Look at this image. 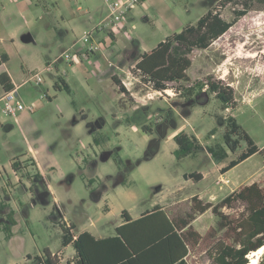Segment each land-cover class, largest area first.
I'll use <instances>...</instances> for the list:
<instances>
[{
    "label": "rangeland",
    "instance_id": "rangeland-1",
    "mask_svg": "<svg viewBox=\"0 0 264 264\" xmlns=\"http://www.w3.org/2000/svg\"><path fill=\"white\" fill-rule=\"evenodd\" d=\"M145 1L127 14L128 37L118 32L116 42L70 63L63 53L74 52L73 44L102 19L105 0H0V47L8 54L0 72L7 69L16 83L25 80L16 98L24 106L35 105L33 111L0 117V199L17 213L9 238L0 229V264H28L27 254L63 249V221L74 224L76 233L113 235L122 210L136 218L160 205L170 217L185 216L193 195L216 204L243 185L264 183V156L258 152L222 172L245 148L243 142L216 162L204 148L177 158L172 139L183 130L205 147L224 146V120L233 115L256 145L264 146V11L258 9L264 5L255 2L207 48L189 55L188 81L181 85L210 78L231 86L235 104L222 110L211 93L191 100L173 89L156 93L130 71L139 49H151L194 24L219 0ZM235 7L241 5L229 3L219 11L231 20ZM111 65L120 77L130 76L136 97L120 93L105 72ZM37 71L40 84L31 77ZM58 77L67 81L68 91L54 89ZM29 146L42 180L27 178L26 172L35 171L30 163L17 177L11 169L12 159L28 153ZM190 172L203 177L185 178ZM220 210L234 219L244 206L235 202ZM218 222L211 209L196 215L191 224L198 242L189 246L186 264H213L208 255L213 245L233 243L231 231ZM72 250L69 246L58 254L61 264H67ZM257 264H264V252Z\"/></svg>",
    "mask_w": 264,
    "mask_h": 264
},
{
    "label": "trees",
    "instance_id": "trees-1",
    "mask_svg": "<svg viewBox=\"0 0 264 264\" xmlns=\"http://www.w3.org/2000/svg\"><path fill=\"white\" fill-rule=\"evenodd\" d=\"M264 5V0H219L218 4L197 19L194 24L185 25L180 31L167 35L153 48L141 52L136 58L131 70L140 80L150 85L155 91L165 92L173 89L187 100L200 98L204 94H213L220 101L222 110L235 104L233 88L222 84L218 80H197L189 85H181L188 81L187 69L191 66L190 53L193 49H205L214 40L223 35L241 16L252 8L254 3ZM241 5L233 8V18L226 20L219 9L227 4ZM262 9L263 8H258ZM248 55H255L250 53ZM7 60V54H0V62ZM264 72V71H262ZM112 81L121 93L130 97V93L122 81L112 76ZM178 83L174 87L170 84ZM0 84L4 90L12 89L7 72H0ZM53 87L56 91L69 90L67 82L58 77ZM223 131L224 146L205 147L192 133L177 132L173 137L176 148L173 154L177 158L190 155L198 149L204 148L212 155L216 162H222L228 151L235 153L241 142L245 148L236 158L223 166L222 172L229 170L252 154L258 152L264 156V146L259 148L246 130L237 122L233 115L225 117ZM144 129L148 128L144 126ZM213 134V132H209ZM12 159L10 165L15 173H21L30 163L34 167L33 175L26 172L29 180L43 179L36 169L34 159L25 157ZM22 157V158H21ZM27 171V170H25ZM22 175V174H20ZM185 178L200 180V172H190ZM190 211L185 216L170 217L165 209L156 205L147 209L140 216L132 218L126 210H122L123 222L115 227V233L106 237H97L92 232L84 230L75 234L74 224L65 221L60 223L62 231V246L71 244L74 254L67 260L72 264H186L189 246L197 244L199 234L193 229L191 222L197 214L211 209L219 219V225L233 234V243L216 242L209 250L213 264H247V255L264 244V183L246 184L225 195L218 203L202 201L198 195L191 196ZM235 202H241L244 212L241 216L230 219L221 212V207H232ZM2 213V214H1ZM0 215L4 222L0 229L5 237L11 236V227L15 225L14 210L0 199ZM26 257L28 264H61V257L45 247L39 254Z\"/></svg>",
    "mask_w": 264,
    "mask_h": 264
},
{
    "label": "built area",
    "instance_id": "built-area-1",
    "mask_svg": "<svg viewBox=\"0 0 264 264\" xmlns=\"http://www.w3.org/2000/svg\"><path fill=\"white\" fill-rule=\"evenodd\" d=\"M144 0H105L107 4L106 15L99 20L90 30L77 40L73 45L74 52L66 53L64 56L70 63H80L82 59H89L91 54L105 49L108 43L112 42V33L122 32L128 37L127 32V14L137 4H141ZM80 8V7H78ZM105 33L104 38H97L98 33ZM106 42V43H105ZM96 65V64H95ZM97 66V65H96ZM51 66L47 65L46 69ZM36 84L42 82L40 71L34 72L31 75ZM26 81L23 80L22 83ZM18 87L5 90L0 95V117L1 116H16L19 111H33L35 105L24 106L17 98L16 92ZM161 93L160 91H158ZM166 92V90H165ZM40 97H44L41 95Z\"/></svg>",
    "mask_w": 264,
    "mask_h": 264
},
{
    "label": "crops",
    "instance_id": "crops-1",
    "mask_svg": "<svg viewBox=\"0 0 264 264\" xmlns=\"http://www.w3.org/2000/svg\"><path fill=\"white\" fill-rule=\"evenodd\" d=\"M145 0L141 3V5H145ZM106 12H107V9H106ZM106 12L105 13H103L102 14V16L100 17V19L101 18H103L105 15H106ZM130 18H128L127 17V22H129L130 20H129ZM97 23V22H96ZM96 23H94V24H96ZM94 24L92 25V26H94ZM92 26L90 27V28H92ZM87 30H90V29H87ZM116 33H118V32H114V33H112V43H114V42H116ZM121 33V32H120ZM105 33H98L97 34V38H104L105 37ZM167 36V35H166ZM165 36V37H166ZM0 42H1V39H0ZM74 45V44H73ZM140 51H139V53H137L136 55H135V61H134V63L132 64V65H130V67H132L134 64H135V62H136V58L138 57V55L141 53V52H143V51H148V50H150V49H145V50H142V49H139ZM2 52H5L6 54H7V52H6V50L3 48V47H0V54L2 53ZM96 54V53H95ZM95 54H91V55H95ZM90 55V56H91ZM90 58V57H89ZM7 59H8V54H7ZM5 62V61H4ZM4 62H0V64L2 63V66H4ZM129 67V68H130ZM114 68H115V66L114 65H111L110 67H109V69L108 70H106L105 72H106V75L107 76H109L110 78H112V76H116L117 78H119L121 81H122V83L126 86V88H127V90L128 91H130V93H131V95H132V97H136L135 96V93H133L132 91H131V88H130V86H129V84L131 83H133L132 82V80L130 79V76H126V77H120L117 73H115V71H114ZM6 71L5 72H7V74H8V76H9V78H10V83H11V85L13 86V88L14 87H19V85H21L22 84V81L20 82V83H16V81L14 80V78H13V76L10 74V72L9 71H7V69H5ZM129 72L130 71H128V74H129ZM64 79V78H63ZM130 79V80H129ZM65 80V79H64ZM129 80V81H128ZM135 80H137L136 78H135ZM66 81V80H65ZM128 81V82H127ZM67 82V81H66ZM68 84V83H67ZM5 90L2 88V86H1V84H0V95L4 92ZM158 91H156V93H157ZM121 93V92H120ZM121 94H123V93H121ZM134 99V98H133ZM2 124V121L0 120V125ZM7 126V128H8V125H6ZM6 128V129H7ZM176 133V132H175ZM174 133V134H175ZM29 150H28V153H25V156L24 157H26L27 155H29V156H31V158L32 159H34V161H35V164H36V169L39 171V173L42 175V178L44 179V176H43V174H42V169H41V166H40V163H39V161L37 160V158H36V156H35V150H34V148H32L31 146H29V148H28ZM23 157V158H24ZM11 166V165H10ZM12 169V168H11ZM13 171V170H12ZM13 173H14V175L17 177V173H15L14 171H13ZM12 208V207H11ZM13 209V208H12ZM14 210V209H13ZM141 215V214H140ZM131 216V215H130ZM15 217H17V213H16V211L14 210V218ZM132 217V216H131ZM132 218H134V217H132ZM123 222V219H122V221L120 222V224ZM192 223V222H191ZM118 226V225H117ZM15 227V225H13L12 226V228H14ZM84 231V230H83ZM89 231V230H88ZM91 232V231H90ZM79 233V232H78ZM78 233H76L75 232V234H78ZM94 234V233H93ZM95 236H97V237H106V236H109V235H101L100 233L98 234V235H96V234H94ZM69 246H72L71 244H68V245H66V246H64L63 247V249H60V250H57V251H53V252H57V254H59V255H61V254H64L65 253V250H66V248H68ZM71 253H73L74 254V249L72 250V251H70ZM73 256V255H72ZM71 256V257H72ZM22 264H24V261H23V263ZM68 264V263H67ZM69 264H72V263H69Z\"/></svg>",
    "mask_w": 264,
    "mask_h": 264
},
{
    "label": "bare ground",
    "instance_id": "bare-ground-1",
    "mask_svg": "<svg viewBox=\"0 0 264 264\" xmlns=\"http://www.w3.org/2000/svg\"><path fill=\"white\" fill-rule=\"evenodd\" d=\"M166 91L168 92L169 89H166ZM264 252V244L259 246L257 249L252 250L247 257L249 258L248 263L247 264H257L258 263V259L259 256Z\"/></svg>",
    "mask_w": 264,
    "mask_h": 264
},
{
    "label": "flooded vegetation",
    "instance_id": "flooded-vegetation-1",
    "mask_svg": "<svg viewBox=\"0 0 264 264\" xmlns=\"http://www.w3.org/2000/svg\"><path fill=\"white\" fill-rule=\"evenodd\" d=\"M9 205V204H8ZM10 208V207H9ZM0 220H3L2 216L0 215Z\"/></svg>",
    "mask_w": 264,
    "mask_h": 264
}]
</instances>
